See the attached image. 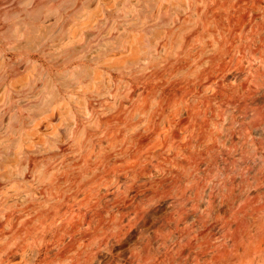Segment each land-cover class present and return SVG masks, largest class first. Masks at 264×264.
Masks as SVG:
<instances>
[{
  "label": "rangeland",
  "instance_id": "374dc122",
  "mask_svg": "<svg viewBox=\"0 0 264 264\" xmlns=\"http://www.w3.org/2000/svg\"><path fill=\"white\" fill-rule=\"evenodd\" d=\"M250 5L0 0V264H30L75 200L35 264H264Z\"/></svg>",
  "mask_w": 264,
  "mask_h": 264
},
{
  "label": "bare ground",
  "instance_id": "6f19581e",
  "mask_svg": "<svg viewBox=\"0 0 264 264\" xmlns=\"http://www.w3.org/2000/svg\"><path fill=\"white\" fill-rule=\"evenodd\" d=\"M255 9V16L256 20L259 18L260 9H262L261 6L257 5H250ZM264 8V7H263ZM261 19H264L261 17ZM50 186H42L39 190V192L42 194L43 190H48L47 192L52 196V192L50 191ZM50 198V197H49ZM52 199V198H50ZM77 200L73 201L71 204H68L67 202H63L60 206L59 212H56L55 214H50L49 220H48V227L44 228L43 231H41L38 242L34 243V252L32 259V262L30 264H35V261L38 260L37 258L41 255V251L44 247H48V250L51 248L57 247L59 244V241L61 239V233L60 230L64 229L66 226V220L73 217L74 215L70 213V209L76 205ZM38 203L36 202H30V204L23 205V211H32L35 212V209L38 207ZM67 214H69L67 216ZM36 218H40L39 215H36ZM60 219L59 222H56L57 219Z\"/></svg>",
  "mask_w": 264,
  "mask_h": 264
}]
</instances>
